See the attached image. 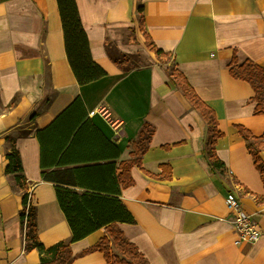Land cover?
<instances>
[{"label": "crops", "instance_id": "0c3cea01", "mask_svg": "<svg viewBox=\"0 0 264 264\" xmlns=\"http://www.w3.org/2000/svg\"><path fill=\"white\" fill-rule=\"evenodd\" d=\"M75 2L91 56L107 73L83 86L67 60L57 0H0V264L40 262L37 251H24V191L5 172L12 149L46 247L72 238L56 188L107 196L120 190L134 223L118 228L149 264H264V203L256 200L264 186L235 128L260 137L264 115L254 114L250 85L229 73L235 54L264 69V0ZM141 17L151 43L171 54L169 63L147 49ZM107 41L147 64L123 71L108 57ZM172 67L215 112L225 172L209 164L206 125L171 83ZM144 125L154 133L141 166L153 176L133 166L126 179L134 184L123 189L121 164L131 160ZM260 156L264 162V150ZM229 193L258 225V243L234 244ZM104 234L71 243L73 264H105L100 252L82 255Z\"/></svg>", "mask_w": 264, "mask_h": 264}, {"label": "trees", "instance_id": "16d2710c", "mask_svg": "<svg viewBox=\"0 0 264 264\" xmlns=\"http://www.w3.org/2000/svg\"><path fill=\"white\" fill-rule=\"evenodd\" d=\"M57 4L64 33L67 60L78 84L87 85L105 77L106 71L91 56L88 37L82 27L75 0H57ZM138 13L142 14V8H139ZM143 27V18L141 17L139 29L143 33L147 49L154 53L161 64L168 63L171 54L156 48L144 33ZM105 50L110 60L123 71L139 67L136 55L123 54L109 41L105 43ZM229 73L234 80L250 85L254 93L252 98L255 103L254 114L264 115V69L250 60L239 63L235 54L229 63ZM168 77L187 99L191 108L199 113L206 125L207 148L205 156L209 164L213 169L225 172V165L216 154L217 140L223 137V134L217 129L215 112L201 101L184 75L175 67L168 70ZM235 128L246 142L248 153L252 157L254 167L260 174L264 186V162L260 156L261 151L264 150V133L260 137H255L242 126ZM153 133V128L144 125L139 140L133 145L134 152L131 154V160L121 164L122 172L119 179L123 189L134 184L131 178L126 179L133 166H138L144 171L141 166V158L147 151ZM165 148L168 149V147ZM6 159L8 161L6 174L13 175L19 188L24 191L23 209L19 213V220L22 224L24 222L26 224L24 251H37L40 256L39 264H73L76 257L71 252V243L81 241L101 229L105 230L104 236L82 255L97 251L103 254L105 264H149L144 255L125 238L118 228V223H134L133 216L118 197L120 190L116 196H107L98 193L80 195L68 189L56 188L57 201L69 225L72 238L70 243L60 241L50 247L44 246L37 234L36 208L29 201L19 152L12 149ZM256 200L259 203H264V196L257 197ZM110 245H113L118 254L112 252Z\"/></svg>", "mask_w": 264, "mask_h": 264}, {"label": "built area", "instance_id": "2783aa9c", "mask_svg": "<svg viewBox=\"0 0 264 264\" xmlns=\"http://www.w3.org/2000/svg\"><path fill=\"white\" fill-rule=\"evenodd\" d=\"M31 196L29 194V201ZM225 207L232 215L231 223L237 233L236 245L256 244L261 238V232L252 216L244 211L239 199L234 194H229L224 200Z\"/></svg>", "mask_w": 264, "mask_h": 264}, {"label": "rangeland", "instance_id": "374dc122", "mask_svg": "<svg viewBox=\"0 0 264 264\" xmlns=\"http://www.w3.org/2000/svg\"><path fill=\"white\" fill-rule=\"evenodd\" d=\"M129 56V55H128ZM137 59L139 62V66L143 65V64H147L148 60L147 58L143 57L142 55H136ZM26 225V224H25ZM111 249H112V252L114 254H118L117 251L113 248V245H110ZM138 249V248H137ZM119 256V255H118ZM121 257V256H120Z\"/></svg>", "mask_w": 264, "mask_h": 264}, {"label": "bare ground", "instance_id": "6f19581e", "mask_svg": "<svg viewBox=\"0 0 264 264\" xmlns=\"http://www.w3.org/2000/svg\"><path fill=\"white\" fill-rule=\"evenodd\" d=\"M168 63H169V62H168ZM229 194H231V193H229ZM229 194H227V196H228ZM227 196H226V197H227ZM225 199H226V198H225ZM253 221H254V220H253ZM254 222H255V221H254ZM256 225H257V224H256ZM232 226H233V225H232ZM257 227H258V225H257ZM258 229H259V228H258ZM233 230H234V229H233ZM259 230H260V229H259ZM260 232H261V231H260ZM236 234H237V233H236ZM237 237H238V236H237ZM261 237H262V234H261ZM236 239H237V238H236ZM236 239H235V240H236ZM260 239H261V238H260ZM235 240H234V242H235ZM259 241H260V240H259ZM259 241H258V242H259ZM258 242H257V243H258ZM234 244H235V243H234ZM244 245H245V244H244ZM249 245H253V244H249Z\"/></svg>", "mask_w": 264, "mask_h": 264}]
</instances>
